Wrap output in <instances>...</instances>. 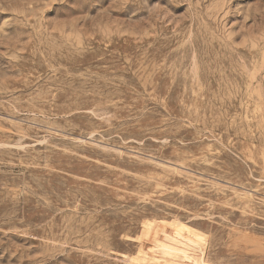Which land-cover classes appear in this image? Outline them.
<instances>
[{
	"label": "rangeland",
	"instance_id": "rangeland-1",
	"mask_svg": "<svg viewBox=\"0 0 264 264\" xmlns=\"http://www.w3.org/2000/svg\"><path fill=\"white\" fill-rule=\"evenodd\" d=\"M171 236L264 264V0H0V264Z\"/></svg>",
	"mask_w": 264,
	"mask_h": 264
},
{
	"label": "bare ground",
	"instance_id": "bare-ground-1",
	"mask_svg": "<svg viewBox=\"0 0 264 264\" xmlns=\"http://www.w3.org/2000/svg\"><path fill=\"white\" fill-rule=\"evenodd\" d=\"M192 245L193 244L185 241L182 237L178 238L176 236L173 237L171 236V238L167 239L163 245L156 244L158 248L157 250H160L161 255L159 256H155L154 254L149 255L148 254L149 252L147 251L148 255L146 256V259H149L150 262L152 263L153 261L151 260L159 258L161 259L160 260L161 263H159L158 261L159 264H207V262L203 258V255H198L197 254L198 252H196V250L195 251L192 250L194 249L193 248L194 246ZM132 264L134 263L132 262ZM142 264H150V263L143 262Z\"/></svg>",
	"mask_w": 264,
	"mask_h": 264
}]
</instances>
